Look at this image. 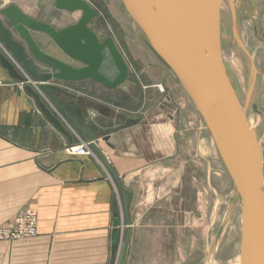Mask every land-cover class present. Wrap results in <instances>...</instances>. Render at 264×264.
Wrapping results in <instances>:
<instances>
[{"label":"crops","instance_id":"obj_1","mask_svg":"<svg viewBox=\"0 0 264 264\" xmlns=\"http://www.w3.org/2000/svg\"><path fill=\"white\" fill-rule=\"evenodd\" d=\"M225 1L222 41L238 63H249L252 73L264 79V0ZM10 4L55 29L74 24L73 17L82 13L59 9L56 0H0V9ZM57 12L63 17L51 18ZM31 33L46 53L82 66L65 58L48 34ZM131 67L128 78L115 88L92 79L60 81L71 97L61 92L58 97L81 103L97 126L98 147L130 192L131 231L124 264H177L171 263V256L187 259L188 244L189 254L193 252V154L183 149L186 128L181 114L182 106L187 110L193 104L150 48L145 46ZM100 70L109 79L118 74L108 51ZM26 85L0 65V228L12 226L16 216L31 207L38 212V234L0 240V264H116L127 224L113 225L115 206L121 209L115 180L97 154L66 152L67 146L90 141L91 136L42 95L71 136L64 134Z\"/></svg>","mask_w":264,"mask_h":264},{"label":"water","instance_id":"obj_2","mask_svg":"<svg viewBox=\"0 0 264 264\" xmlns=\"http://www.w3.org/2000/svg\"><path fill=\"white\" fill-rule=\"evenodd\" d=\"M133 21L147 36L152 48L170 67L210 130L241 200L240 264H264V174L263 154L256 130L251 126L244 105L228 75L223 58L221 10L225 0H122ZM62 10L82 12L80 19L65 28L25 14L10 4L0 9V65L13 78L26 81L23 71L38 84H27L37 105L64 134L71 136L42 95L81 132L91 136L90 147L115 180L127 224L117 264H124L130 238L128 206L130 192L98 147L97 126L81 103L59 99V82L92 79L115 88L129 76V67L112 38L101 40L90 28L98 16L86 0H56ZM5 17V20L2 18ZM32 31L48 34L65 58L82 64L75 67L43 51ZM19 37V38H18ZM105 51L113 58L118 74L109 79L101 72ZM40 65L50 68L43 71ZM87 125L88 128L84 127ZM122 217L115 206L113 225L121 226ZM117 248L115 238L113 253Z\"/></svg>","mask_w":264,"mask_h":264},{"label":"rangeland","instance_id":"obj_3","mask_svg":"<svg viewBox=\"0 0 264 264\" xmlns=\"http://www.w3.org/2000/svg\"><path fill=\"white\" fill-rule=\"evenodd\" d=\"M86 1L98 12V16L90 22V28L101 40H114L129 69L135 56L141 54L145 46L154 51L145 33L127 12L122 0ZM57 15L54 14L51 18L63 17L59 12ZM81 15H75L73 21L76 23ZM222 50L228 75L241 102L247 106L248 120L257 132L262 148L264 174V79L258 78L255 70L252 73L249 63H238L225 40L222 41ZM162 62L166 64L163 60ZM168 68L170 69L169 66ZM116 72V68H113L110 74L114 76ZM179 85L182 87L180 83ZM185 97L191 100L186 91ZM191 102L193 107H188L187 110L181 105V114L183 128H186L183 149L193 154V252L192 255L189 254L188 244L187 259L179 254L173 255L171 263L233 264L240 254L241 200L236 197L234 181L210 130L192 100ZM119 254L120 251L116 253V264Z\"/></svg>","mask_w":264,"mask_h":264},{"label":"built area","instance_id":"obj_4","mask_svg":"<svg viewBox=\"0 0 264 264\" xmlns=\"http://www.w3.org/2000/svg\"><path fill=\"white\" fill-rule=\"evenodd\" d=\"M25 77L26 81L24 83L33 84L36 88L38 87V84L30 76L25 74ZM66 152L70 155L96 156V153L90 147V141H82L78 145H69L66 148ZM120 204L121 209L119 212L122 222H124L122 201H120ZM38 221L37 210L31 207L26 208L16 216L12 226L0 228V240H19L35 237L38 234Z\"/></svg>","mask_w":264,"mask_h":264},{"label":"bare ground","instance_id":"obj_5","mask_svg":"<svg viewBox=\"0 0 264 264\" xmlns=\"http://www.w3.org/2000/svg\"><path fill=\"white\" fill-rule=\"evenodd\" d=\"M226 2V1H225ZM227 3V2H226ZM227 5V4H226ZM243 78V77H242ZM163 87V86H162ZM253 118V117H252ZM252 120V119H251ZM254 120V119H253ZM252 120V121H253ZM250 122V121H249ZM253 124H254V122H253ZM252 126V125H251ZM256 126V125H255ZM254 126V127H255ZM240 262H241V256H240V254L234 259V261H233V264H240ZM219 264V263H218Z\"/></svg>","mask_w":264,"mask_h":264}]
</instances>
